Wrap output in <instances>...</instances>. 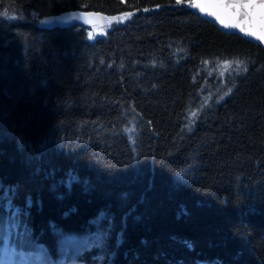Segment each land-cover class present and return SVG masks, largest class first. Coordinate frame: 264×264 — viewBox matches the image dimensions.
<instances>
[{"label": "trees", "instance_id": "trees-1", "mask_svg": "<svg viewBox=\"0 0 264 264\" xmlns=\"http://www.w3.org/2000/svg\"><path fill=\"white\" fill-rule=\"evenodd\" d=\"M75 11L110 24L43 23ZM4 12L0 209L36 244L99 232L100 264H264L262 47L190 0H0Z\"/></svg>", "mask_w": 264, "mask_h": 264}, {"label": "snow or ice", "instance_id": "snow-or-ice-1", "mask_svg": "<svg viewBox=\"0 0 264 264\" xmlns=\"http://www.w3.org/2000/svg\"><path fill=\"white\" fill-rule=\"evenodd\" d=\"M182 2L183 0H175L176 5H180ZM190 6L199 9L202 13L214 17L225 27H236L247 35L256 36L258 39L264 40V3H255L254 0H247V2H237V0H234L232 3H229L228 0H216V2L211 3H201L197 2V0H190ZM143 10L145 12L149 11L148 8H144ZM0 15H3L5 18L8 17L7 12L0 13ZM72 15L76 19H83L85 22H89L88 18L93 15V13H73ZM123 15L124 17H128L133 15V13L126 12ZM227 18L235 20V23L229 24ZM48 22L49 21H43V23ZM244 71H247V68H245ZM221 99H223V97H221ZM68 239L72 244L76 245L75 256H79L83 251L92 247L103 246V234L99 232L96 233L93 238H85L82 241H76L74 237ZM184 243L189 249L193 247L190 241H185ZM69 250L70 249L63 250L65 255H67ZM42 255L43 257H47V253L43 249ZM75 256L72 259V264H77ZM94 259L103 261L104 257L101 255L94 257ZM46 264H57V262L48 257ZM60 264H64V262L61 261Z\"/></svg>", "mask_w": 264, "mask_h": 264}, {"label": "rangeland", "instance_id": "rangeland-1", "mask_svg": "<svg viewBox=\"0 0 264 264\" xmlns=\"http://www.w3.org/2000/svg\"><path fill=\"white\" fill-rule=\"evenodd\" d=\"M92 32L99 34L102 31L96 28L93 29ZM224 67L228 68L225 65ZM2 214H5V212L0 209V239H2V235L4 234L1 226ZM5 217L6 223L10 226L16 224V230L9 229V231H11L10 239L13 241L15 240V245H13V247L8 245L9 247L7 250L0 249V264H46L48 257L55 260L57 264H60L61 261H63L64 264H72L76 245L69 241L68 238L70 237L64 236L49 254L46 248L34 243L35 238L31 235L32 232L27 228V224L22 217L18 216L16 220L13 218V215H9V213H7ZM95 234H87L82 237H71H74L76 241H82L85 238H93ZM42 249L46 251L47 257H43ZM64 249H70L67 255H65ZM102 251V247H92L83 251L79 256H75L77 264H100V261L95 260L94 257L103 256Z\"/></svg>", "mask_w": 264, "mask_h": 264}, {"label": "water", "instance_id": "water-1", "mask_svg": "<svg viewBox=\"0 0 264 264\" xmlns=\"http://www.w3.org/2000/svg\"><path fill=\"white\" fill-rule=\"evenodd\" d=\"M197 2L201 3H211L216 2V0H197ZM229 3L234 2V0H228ZM237 2H247V0H237ZM255 3H264V0H254ZM193 11L198 13L202 18H204L206 21L214 25L220 32L227 33V34H233L237 35L240 38L244 39L245 41H248L250 43L259 45L264 49V40L258 39L256 36H250L247 35L245 32H241L239 28L236 27H225L222 25L219 21H217L214 17L207 15L206 13H202L199 11V9H196L192 7ZM73 13H93V12H67L63 13L54 17L48 18L46 21H49L46 24V27L48 29H70V28H81L84 30L91 29L93 27H106L110 24V21L102 14L99 13H93L88 19L89 22H85L83 19H76L72 14ZM228 23L232 24L235 23V20L231 18H227Z\"/></svg>", "mask_w": 264, "mask_h": 264}]
</instances>
